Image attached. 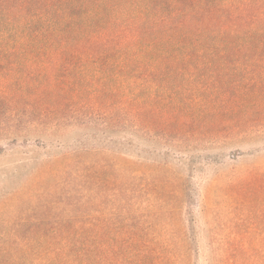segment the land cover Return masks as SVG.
<instances>
[{"label": "trees", "instance_id": "obj_1", "mask_svg": "<svg viewBox=\"0 0 264 264\" xmlns=\"http://www.w3.org/2000/svg\"><path fill=\"white\" fill-rule=\"evenodd\" d=\"M252 123L264 0H0V138L78 127L178 148ZM176 181L97 149L53 159L0 204V264H181Z\"/></svg>", "mask_w": 264, "mask_h": 264}, {"label": "rangeland", "instance_id": "obj_2", "mask_svg": "<svg viewBox=\"0 0 264 264\" xmlns=\"http://www.w3.org/2000/svg\"><path fill=\"white\" fill-rule=\"evenodd\" d=\"M249 125L209 139L214 143L202 139L175 148L147 142L138 149L117 145L113 132L106 140L94 138L93 129L9 130L12 136L0 138V204L45 163L78 149H97L134 169L166 167L177 180L172 195L177 208L169 213L167 235L189 247L181 264H264V126ZM20 134L28 142L23 136L12 141ZM37 140L46 144L38 146Z\"/></svg>", "mask_w": 264, "mask_h": 264}]
</instances>
